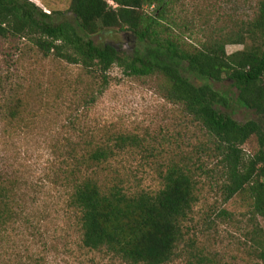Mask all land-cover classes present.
I'll list each match as a JSON object with an SVG mask.
<instances>
[{"label":"rangeland","instance_id":"rangeland-1","mask_svg":"<svg viewBox=\"0 0 264 264\" xmlns=\"http://www.w3.org/2000/svg\"><path fill=\"white\" fill-rule=\"evenodd\" d=\"M28 1L44 12L71 16L70 0ZM256 3L180 0L174 18L178 24L191 23L192 31L204 36L219 27H233L236 21L250 20ZM147 11L151 13L153 8ZM185 37L187 43H195L194 36ZM92 40L97 45L121 46L126 52L135 49V40L116 30ZM242 49V45L226 46L228 54ZM107 77L108 84L101 88L92 72L44 56L28 40L2 44L0 183L13 186L15 198L9 207L17 216L0 224V264H123L82 247L76 214L69 206L70 188L64 182L67 150L74 147L82 155L95 143L118 135L138 139V144L126 148L113 163L133 190L156 191L158 172L169 163L186 164L197 175V202L177 264L194 263L197 256L217 264H262L254 232L261 229L264 235V219L253 215L246 193L224 200L217 178H212L216 167L207 155L204 131L180 105L163 98L157 77L131 76L117 66ZM212 86L231 98V113L237 122L257 120L253 112L237 104V90L231 82ZM243 150L247 156L253 155L258 150L256 138Z\"/></svg>","mask_w":264,"mask_h":264},{"label":"trees","instance_id":"trees-1","mask_svg":"<svg viewBox=\"0 0 264 264\" xmlns=\"http://www.w3.org/2000/svg\"><path fill=\"white\" fill-rule=\"evenodd\" d=\"M179 1L70 0L67 18L66 12H44L28 0H0V49L6 41L28 40L44 56L92 72L101 88L113 66L131 76L157 77L163 98L180 105L206 134L207 155L216 167L212 178L224 200L246 193L253 215L264 219V0H257L250 20L204 36L194 33L189 22L177 23ZM111 30L131 36L133 52L92 40ZM185 34L194 36L195 43H187ZM227 45L243 49L228 54ZM223 81L232 83L237 104L257 120L233 118L231 98L212 86ZM252 137L258 150L247 156L243 146ZM112 140L95 143L82 155L74 147L66 151L64 182L82 247L123 264H177L197 202V175L186 164L169 163L158 172L156 191L133 190L113 163L138 139L118 135ZM13 196V186L0 183L1 225L17 216L9 207ZM254 234L264 264V235L261 229ZM195 259L189 264H217L203 256Z\"/></svg>","mask_w":264,"mask_h":264}]
</instances>
